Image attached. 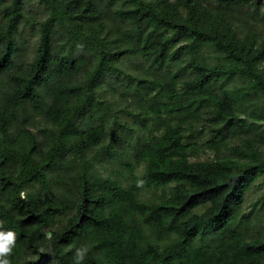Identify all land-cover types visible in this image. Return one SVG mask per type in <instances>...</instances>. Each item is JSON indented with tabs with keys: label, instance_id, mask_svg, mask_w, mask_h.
Masks as SVG:
<instances>
[{
	"label": "trees",
	"instance_id": "16d2710c",
	"mask_svg": "<svg viewBox=\"0 0 264 264\" xmlns=\"http://www.w3.org/2000/svg\"><path fill=\"white\" fill-rule=\"evenodd\" d=\"M0 229L10 264H264V0H0Z\"/></svg>",
	"mask_w": 264,
	"mask_h": 264
},
{
	"label": "rangeland",
	"instance_id": "374dc122",
	"mask_svg": "<svg viewBox=\"0 0 264 264\" xmlns=\"http://www.w3.org/2000/svg\"><path fill=\"white\" fill-rule=\"evenodd\" d=\"M249 1L250 2H257V0H249ZM29 9H30L31 13L35 12L36 10H38L39 13L42 11V8L41 7L38 8L36 4H33L32 6H30ZM23 38L25 40V49H26L25 50V55H26L25 59L29 60L32 57L34 49H35L36 36L31 31L30 27H26V28H24V31H23ZM106 93L107 92H103V95L109 97L110 95L108 93L106 95ZM208 137H209V135H208L207 131H204V133L201 135L196 134V138L198 140H201V141H206ZM201 156H202V158L211 157L212 153H210V152H207L206 154L203 153V154H201ZM257 194H258V192L255 189L249 193V196H248L246 203L244 205L245 208L249 209L250 201L253 200L257 196Z\"/></svg>",
	"mask_w": 264,
	"mask_h": 264
},
{
	"label": "clouds",
	"instance_id": "9594fccd",
	"mask_svg": "<svg viewBox=\"0 0 264 264\" xmlns=\"http://www.w3.org/2000/svg\"><path fill=\"white\" fill-rule=\"evenodd\" d=\"M16 242V233L9 229H0V264H10L9 254L13 251ZM86 248L77 249L74 261L75 264H83Z\"/></svg>",
	"mask_w": 264,
	"mask_h": 264
}]
</instances>
